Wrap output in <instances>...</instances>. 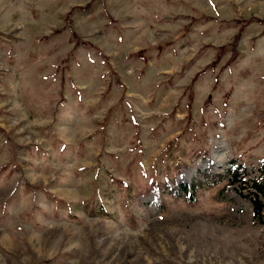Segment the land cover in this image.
I'll return each instance as SVG.
<instances>
[{
  "label": "rangeland",
  "instance_id": "374dc122",
  "mask_svg": "<svg viewBox=\"0 0 264 264\" xmlns=\"http://www.w3.org/2000/svg\"><path fill=\"white\" fill-rule=\"evenodd\" d=\"M263 162L264 0H0V264H264Z\"/></svg>",
  "mask_w": 264,
  "mask_h": 264
},
{
  "label": "trees",
  "instance_id": "16d2710c",
  "mask_svg": "<svg viewBox=\"0 0 264 264\" xmlns=\"http://www.w3.org/2000/svg\"><path fill=\"white\" fill-rule=\"evenodd\" d=\"M139 56V54H138ZM264 162L262 163V168L259 170V181H251V188L253 193H249V201L253 210L254 218L258 221L261 220L262 213H264ZM153 187H155L153 185ZM178 189V188H177ZM180 191H185V187L180 186ZM168 193H173L172 190H168ZM193 199V196H191Z\"/></svg>",
  "mask_w": 264,
  "mask_h": 264
}]
</instances>
